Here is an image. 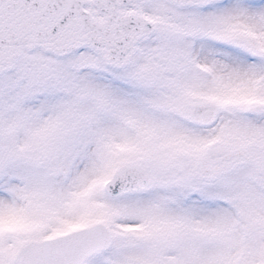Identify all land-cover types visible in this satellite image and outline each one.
I'll use <instances>...</instances> for the list:
<instances>
[{"label":"snow or ice","instance_id":"obj_1","mask_svg":"<svg viewBox=\"0 0 264 264\" xmlns=\"http://www.w3.org/2000/svg\"><path fill=\"white\" fill-rule=\"evenodd\" d=\"M0 264H264V0H0Z\"/></svg>","mask_w":264,"mask_h":264}]
</instances>
